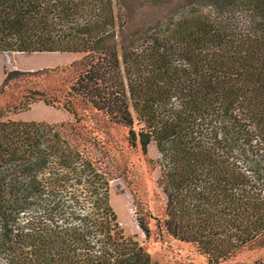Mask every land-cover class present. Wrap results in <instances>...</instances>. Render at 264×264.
I'll list each match as a JSON object with an SVG mask.
<instances>
[{"label": "trees", "instance_id": "1", "mask_svg": "<svg viewBox=\"0 0 264 264\" xmlns=\"http://www.w3.org/2000/svg\"><path fill=\"white\" fill-rule=\"evenodd\" d=\"M128 1L0 0V53L82 55L0 86V264H158L118 222L92 110L155 148L158 237L209 264L264 249V0H150L177 7L135 32ZM38 103L72 119L10 118ZM135 204L149 239L152 214Z\"/></svg>", "mask_w": 264, "mask_h": 264}, {"label": "rangeland", "instance_id": "2", "mask_svg": "<svg viewBox=\"0 0 264 264\" xmlns=\"http://www.w3.org/2000/svg\"><path fill=\"white\" fill-rule=\"evenodd\" d=\"M129 31L135 32L166 19L177 7V1L154 4L150 0H129ZM80 54L72 53H0V86L6 72L11 70L34 71L70 65L79 60ZM83 114L84 122L101 143L106 159L115 179L110 182V201L118 222L126 235L136 236L158 264H209L197 247L171 237H158L156 218H161L165 206L158 186L159 169L151 159L157 156L155 148L144 155L140 148L128 144V130L122 126L105 122L101 115L92 111ZM15 121H37L48 123L67 122L72 116L61 108L35 104L30 111L10 117ZM141 202L152 214L149 226L152 236L147 239L136 221V204ZM264 250L259 244L245 247L232 258L219 264H245L256 261L264 264Z\"/></svg>", "mask_w": 264, "mask_h": 264}, {"label": "crops", "instance_id": "3", "mask_svg": "<svg viewBox=\"0 0 264 264\" xmlns=\"http://www.w3.org/2000/svg\"><path fill=\"white\" fill-rule=\"evenodd\" d=\"M264 252V250H262ZM256 261H250V262H247L245 264H255Z\"/></svg>", "mask_w": 264, "mask_h": 264}]
</instances>
